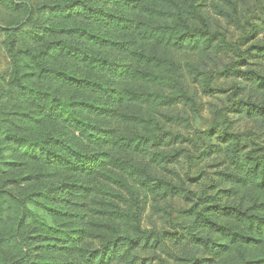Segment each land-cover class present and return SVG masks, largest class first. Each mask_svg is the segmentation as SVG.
<instances>
[{
  "label": "trees",
  "instance_id": "1",
  "mask_svg": "<svg viewBox=\"0 0 264 264\" xmlns=\"http://www.w3.org/2000/svg\"><path fill=\"white\" fill-rule=\"evenodd\" d=\"M238 4L209 8L259 36L244 49L196 0H0V264H150L166 244L172 264H264V144L222 129L227 166L198 192L177 168L192 138L164 124L235 77L230 105L264 126V2L252 22ZM142 191L179 220L143 227Z\"/></svg>",
  "mask_w": 264,
  "mask_h": 264
},
{
  "label": "rangeland",
  "instance_id": "2",
  "mask_svg": "<svg viewBox=\"0 0 264 264\" xmlns=\"http://www.w3.org/2000/svg\"><path fill=\"white\" fill-rule=\"evenodd\" d=\"M196 1L204 11L210 13L213 22L226 33L227 39L231 43L238 45L241 49L246 48L251 40L259 37L253 34L250 37L245 38V35H247L246 33L248 32V26L245 29L237 27L226 22L224 18L211 13L209 8L210 0ZM263 2L264 0H239L238 5L241 18L248 19L252 22L263 17L260 13V7ZM10 17V12L0 6V22H5L9 20ZM262 36H264V33ZM258 55L259 53L254 51L248 53L242 62L241 68H244L245 66H258L261 60ZM179 56L183 57V53L180 52ZM236 59L237 57L232 51L228 54L222 55V63ZM4 65L5 56L0 48V70ZM234 85L240 87L237 92L239 96L247 93V83L241 78L219 77L215 80V87L226 89L225 92H217L211 95L199 93L198 101L200 102V108L196 115L189 112V125H171L163 122L167 128L179 131L192 138L191 142L180 145L185 147L187 158H181L177 164V168L182 173L187 167H189V175L193 178V181L189 184L195 191H203L206 193L213 191L215 188L214 183L217 178L215 175L216 171L227 166L221 148H218L222 143L217 138V135H219V132L222 129H227L231 132L248 131L249 134L256 137L258 142L264 144V126H260L256 122L245 118L240 112H238V110H235V106L230 105L232 103L231 100L236 99V97L232 95L234 92ZM126 127L131 130L130 126L126 125ZM209 128H213L215 133L211 136H206L204 131ZM122 129L123 125L120 127V131H122ZM142 196L144 200L143 227L158 231L163 229L168 230L171 223L179 220V215L175 211L172 212L171 217H167L164 214H155L150 207L152 201L150 193L142 191ZM173 205L176 209H179L184 206V202L180 197H174ZM168 242L170 243L171 241ZM148 252L155 255V259L148 256L150 264L173 263L169 256L168 244L161 248L153 245Z\"/></svg>",
  "mask_w": 264,
  "mask_h": 264
}]
</instances>
